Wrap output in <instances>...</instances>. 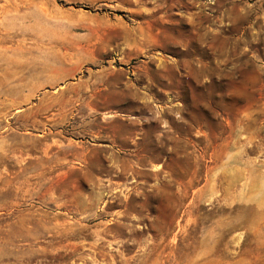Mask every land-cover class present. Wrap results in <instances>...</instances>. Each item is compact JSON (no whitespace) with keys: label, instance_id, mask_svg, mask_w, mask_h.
Wrapping results in <instances>:
<instances>
[{"label":"rangeland","instance_id":"374dc122","mask_svg":"<svg viewBox=\"0 0 264 264\" xmlns=\"http://www.w3.org/2000/svg\"><path fill=\"white\" fill-rule=\"evenodd\" d=\"M0 264H264V0H0Z\"/></svg>","mask_w":264,"mask_h":264}]
</instances>
